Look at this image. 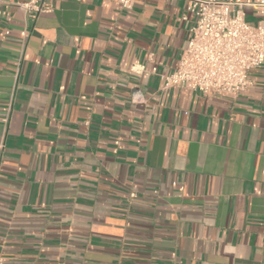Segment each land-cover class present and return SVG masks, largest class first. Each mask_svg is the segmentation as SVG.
<instances>
[{
  "label": "crops",
  "instance_id": "1",
  "mask_svg": "<svg viewBox=\"0 0 264 264\" xmlns=\"http://www.w3.org/2000/svg\"><path fill=\"white\" fill-rule=\"evenodd\" d=\"M28 2L0 0L4 263L264 264V65L235 96L162 89L186 0Z\"/></svg>",
  "mask_w": 264,
  "mask_h": 264
},
{
  "label": "built area",
  "instance_id": "2",
  "mask_svg": "<svg viewBox=\"0 0 264 264\" xmlns=\"http://www.w3.org/2000/svg\"><path fill=\"white\" fill-rule=\"evenodd\" d=\"M42 1L29 0L23 8L38 14L44 10ZM186 1V12L193 17L190 37L173 71L160 75L162 89L232 96L244 91L249 72L264 65V0L247 5L222 0ZM117 2L121 10H129L135 0ZM244 6L252 9L253 22L245 18ZM3 122L8 124L9 111ZM0 264H5L2 257Z\"/></svg>",
  "mask_w": 264,
  "mask_h": 264
}]
</instances>
